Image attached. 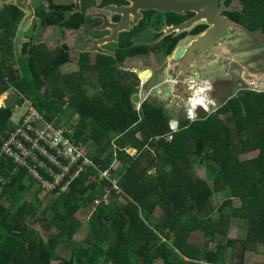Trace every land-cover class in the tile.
I'll use <instances>...</instances> for the list:
<instances>
[{
    "label": "trees",
    "instance_id": "obj_1",
    "mask_svg": "<svg viewBox=\"0 0 264 264\" xmlns=\"http://www.w3.org/2000/svg\"><path fill=\"white\" fill-rule=\"evenodd\" d=\"M47 2L35 10L42 25L79 29L87 22L85 11L75 12L73 3ZM24 16L17 5L0 11V96L14 86L56 123L72 122L63 119L69 109L73 138L88 146L97 168H88L66 192H47L43 206L34 194L41 191L36 180L2 158L0 264H246L247 254L264 246V91L231 94L204 116L193 120L188 114L174 130V118L162 105L145 100L137 107L133 72L126 85L120 80L119 47L94 58L83 50L78 69L67 73L60 72L71 61L66 43L50 48L30 38L17 52ZM148 48L139 44L131 52ZM14 107H0V144L13 128ZM198 166L209 175L201 176ZM105 170L117 179L126 203L116 201L121 192L101 176ZM105 193L108 203L99 200ZM217 194L225 196L214 204ZM88 207V232L78 241L84 222L77 213ZM240 221L245 235L231 236ZM36 223L57 231L45 236ZM195 233L202 234V242L191 240Z\"/></svg>",
    "mask_w": 264,
    "mask_h": 264
},
{
    "label": "flooded vegetation",
    "instance_id": "obj_2",
    "mask_svg": "<svg viewBox=\"0 0 264 264\" xmlns=\"http://www.w3.org/2000/svg\"><path fill=\"white\" fill-rule=\"evenodd\" d=\"M29 1L0 0V11L6 6L17 5L25 15V9L30 8ZM245 2L246 4H244V0H169L166 1L167 6L158 0H74L70 3L74 4L75 12L84 10L86 15L93 19L92 21L89 19L92 30L105 31L103 34L97 35L101 36L100 38L112 35L109 23H125L124 10L129 9L128 26L118 32L116 40L106 41L105 44L112 42L117 44L111 48V51H109L110 48H107V54L113 53L118 47L124 54L121 69L126 81H123L122 84L126 85L127 74L133 72L131 75L135 79L134 95L138 94L140 99L144 97L142 101L140 100L142 103L149 100L151 103L162 105L167 109L174 104L184 107L185 101L188 100L191 107L194 97L195 100H201L197 101L194 107L204 109L205 106L210 110L212 105L220 101L219 98L213 96L220 84H223L226 93L240 92L245 89L264 91V85L260 90L254 85L256 82L264 80V73L257 72L258 74H255L253 72L254 63H256L253 55L251 54L246 59L247 69L243 67L240 60L230 57L232 54H239L237 47L234 49L233 46L243 39L242 33H245L246 39L250 41H253V32L258 31L264 34V0H246ZM114 8L122 10H114ZM203 15L217 19L220 22L219 31H216L214 37L202 48L200 47L201 49L191 48L188 50L194 39H198L215 28V24L210 23ZM260 16H262L261 23ZM97 17L101 18L100 22L96 20ZM195 17H200V19L190 28L175 27ZM245 20L247 25L244 23ZM142 25H145L146 28H141ZM198 29L202 30L197 32ZM146 31L151 38L142 41L141 38L144 37ZM139 44L148 46V50L144 53H132V48ZM172 45H174L172 52L166 54L167 49ZM182 47L186 48L183 55L187 54L191 58L185 57L177 65L169 66L171 62L176 61L173 56ZM215 50L223 52V54H217L214 52ZM227 59H230L234 65L233 71L237 70L236 66L241 65L239 79L218 78L216 82L206 79L200 83H197L195 79L190 83L198 84V86L193 89L189 84L187 90L189 89L192 94L188 95L185 100L183 97L186 92H182L183 95L178 93L180 89L187 87L182 80L186 78L183 74L189 71L187 69L183 71L182 67H186L187 64L195 65V67L200 64L203 67L205 65L215 66ZM249 62H251L250 68ZM262 66L264 67V63ZM175 75L178 76V80L172 82L171 79ZM180 117L182 118V115Z\"/></svg>",
    "mask_w": 264,
    "mask_h": 264
},
{
    "label": "rangeland",
    "instance_id": "obj_3",
    "mask_svg": "<svg viewBox=\"0 0 264 264\" xmlns=\"http://www.w3.org/2000/svg\"><path fill=\"white\" fill-rule=\"evenodd\" d=\"M55 1L61 2V3H70V2H73L74 0H55ZM42 3L45 5H48L47 0H30L29 1L30 8L25 9V16L20 23L19 30H18L17 37H16V51L17 52H20V49H21L20 47L22 46L23 42L25 40H29L30 38H33V40H35V41H37V40L44 41L45 43L48 44V46L50 48H56L58 46L63 45L64 43H66L70 47L71 61L62 65L60 67V72L67 73V72L75 71L78 69L77 60H78V57H79V54L81 51H83V50L90 51L92 58H94V56L97 52H104L107 54V48H110L109 51H111L112 50L111 48L115 47L117 45L115 42H112L110 44H105V42L100 43L99 41H97V43H96L95 42L96 40L101 39L100 38L101 36H97V35H99L100 33L103 34V32H105V31L97 32L96 30H92V27L90 25V21H92L93 19L89 18V17L87 19V22L84 23L79 29H66V28H63L59 25H48V26L42 25L39 17L35 14L36 7ZM89 19H90V21H89ZM96 20L98 22H100L101 18L97 17ZM141 28H146V26L142 25ZM241 35H242L243 39L238 44H235L233 46L234 49H236L235 47H237L239 54H237V55L232 54L230 57L233 59L235 58V60H237V59L240 60L243 67H245V69H247L248 65H246V63H247L246 59L252 54L254 60H256V63H254V67L252 69L253 72L255 74L264 73L263 72L264 67L262 66L264 63V34H262L261 32H258V31L253 32V41L246 39L245 33H242ZM150 38L151 37L148 35V31H146L144 34V37H142L141 40L147 41ZM219 53L223 54V52H220V51H219ZM177 63L178 62H174V63L171 62L169 64V66H175V65H177ZM250 64H251V62H249V68H250ZM252 66H253V63H252ZM252 66H251V68H252ZM192 67H193V65H192ZM240 68H241V65H238V66H236L237 70L233 71L234 65L231 63L230 59H227L225 62L222 61L218 64H215V66L214 65H212V66H206L205 65L203 67V65L201 66V64H200V65H198L192 69V73L194 72L196 74V76L193 79L194 80L196 79L197 83L203 82L206 79L213 81V82L214 81L216 82L218 80V78H221V79L226 78V79H231V80L235 79V78L239 79ZM16 69L19 70L18 65L16 66ZM120 70L122 71V69H120ZM130 76L132 77V75H130ZM128 77L129 76H127V78ZM120 80H122V82L126 81L124 74L120 77ZM182 81H184L186 83L185 85H187V87L185 86L183 89H180L178 91V93L183 95L184 92H187V93H185V95L183 97V99L185 100L188 95L192 94V92L189 89L187 90L189 84L192 85L191 87L193 89L197 88L198 84L190 83L191 81L188 78H185ZM254 85L258 88V90H260L261 87L264 85V80L263 81L260 80V81L256 82ZM230 94L236 95V94H238V92L230 91L229 93H226V90L223 87V84H220L219 89L213 95V96H215V98H219L220 101H218L217 104L212 105L210 110H209V108H206L205 106H204L205 111L203 108L198 109V107H193L194 116L191 117L190 113H188L190 106H189L188 100H186L184 107L174 104L173 106H170L169 108H167V112L169 113L170 117H172L174 119L178 118V121L186 118L187 114H189V117L194 120L197 117L204 116L206 113H210L212 110H216V108L225 99H227L228 96H230ZM5 95H6V93L1 95L0 98L4 97ZM15 98H17L16 92L14 90H9L8 91L7 104L12 103L15 106L13 118H17L20 111H21V108L16 106V103H18V102L16 101L14 103ZM143 99H144V97H142L140 100L142 101ZM175 99H177V98H175ZM140 100L136 101L137 107L140 106ZM181 115H182V118L180 117ZM222 116H224V115H222ZM63 119H65V120L68 119V120L72 121V122H68V123L73 124V115L69 109L67 110L66 115L63 116ZM172 128L177 129L174 127H172ZM73 134H74V127L72 128V136H73ZM168 138H169V135H168ZM85 146H86V148L88 150V154H89V148L87 145H85ZM256 154H257V151H254V152H251L248 154H243L242 157L246 158L249 156H254ZM89 156H90V154H89ZM114 165H116L115 167L120 166V164L118 162H115ZM207 170L208 169L205 166H198L197 167V172L203 177H207L209 175ZM121 191H122V189H121ZM121 191H119V192H121ZM34 194H37L38 197L44 201L43 206L48 204L49 193L45 192L41 188V191L34 190ZM32 196L33 195L30 194L28 199L30 200L32 198ZM224 196H225V194L215 195L214 196V204H217L218 202H220ZM116 201L124 204L127 201V196L123 192H121V193L116 195ZM236 203H239V201L236 200ZM91 212H92V207H88V208L80 209L79 212L77 213V216L84 222V225L81 228V230L75 235V239H77L78 241H84V239H85V236L88 232L87 220H88ZM155 220L156 219H152L151 222L154 223ZM36 226L45 233V236H48L51 233H54L57 231L56 228H53L50 232H46V231H44V229L42 228V226L39 223H36ZM245 233H246V229H245V226L243 225V223H241V221L235 222L233 224L232 228L230 229V235L233 237L244 236ZM191 240H193L196 243H200L203 241V236L200 233H195L191 236ZM61 249H63V247H61ZM62 252H63V250H62ZM63 255H65V254H63ZM263 255H264V246L257 245L256 247H254L253 251H250L247 254L246 264H263V257H264ZM58 262L59 261L56 260L53 262V264H58ZM154 264H161V262L157 261Z\"/></svg>",
    "mask_w": 264,
    "mask_h": 264
},
{
    "label": "built area",
    "instance_id": "obj_4",
    "mask_svg": "<svg viewBox=\"0 0 264 264\" xmlns=\"http://www.w3.org/2000/svg\"><path fill=\"white\" fill-rule=\"evenodd\" d=\"M9 90L16 92L19 99L16 106L21 111L17 118H13L14 113L11 117L13 128L0 144V160L10 158L18 167L25 169L45 192H66L88 168H97L86 146L73 138L72 123L47 120L22 91L14 86ZM8 91L0 98V107L7 105ZM172 138L173 135L169 134V139ZM129 151L136 152L132 148ZM101 176L110 180L113 190L121 191L109 170L102 171ZM109 198V193H105L99 200L108 203Z\"/></svg>",
    "mask_w": 264,
    "mask_h": 264
},
{
    "label": "water",
    "instance_id": "obj_5",
    "mask_svg": "<svg viewBox=\"0 0 264 264\" xmlns=\"http://www.w3.org/2000/svg\"><path fill=\"white\" fill-rule=\"evenodd\" d=\"M160 1L162 4L166 5V1H169V0H158ZM146 6V5H145ZM167 6V5H166ZM165 6V7H166ZM114 10H122V9H119V8H114ZM125 12V16H126V21L125 23H109L110 27L112 28V35H110L109 37H105V38H101L99 40H96L95 42L97 43V41H99L100 43H103V42H106V41H110V40H116L117 39V34L118 32L125 26H128V21H127V18L129 16V9L126 8V10H124ZM203 17L207 18L208 21L210 23H214L215 24V28L211 31H209L208 33L204 34L203 36L199 37L198 39H194L189 47L188 50H190L191 48L193 49H199L200 47L202 48L206 43H209V40L214 37L215 35V32L216 31H219V26H220V22L217 20V19H212L210 18L209 16H205L203 15ZM200 17H195V18H192L182 24H179V25H176L175 27L179 28V29H183V28H190L197 20H199ZM234 23V22H233ZM200 48V49H201ZM186 48L185 47H182L179 51H177L175 54H174V59L176 60L175 62H179L180 60L184 59L185 57H189L187 56V54L183 55L184 52H185ZM215 53L217 54H220L218 51H214ZM193 56V54H192ZM191 58V57H189ZM188 60V59H187ZM188 67V68H187ZM193 67H195V65H193ZM192 65H189L187 64L186 67H182L183 68V71H185L187 69V71H189L188 73H184L183 76H185L186 78H188L190 81L191 80H194L193 78L196 76L195 73H192V69H193ZM174 77V76H173ZM178 80V76L175 75L174 78L171 79V81L175 82ZM187 93V92H186ZM140 100V96L138 94L134 95V101H139ZM193 102H192V106L190 107L189 109V113H190V116L193 117L194 116V109L193 107L196 105V102L197 101H201L200 99H197L195 100V98L193 97L192 98ZM171 125L172 127L174 128H178V125H179V121L178 119H174L172 120L171 122Z\"/></svg>",
    "mask_w": 264,
    "mask_h": 264
},
{
    "label": "clouds",
    "instance_id": "obj_6",
    "mask_svg": "<svg viewBox=\"0 0 264 264\" xmlns=\"http://www.w3.org/2000/svg\"><path fill=\"white\" fill-rule=\"evenodd\" d=\"M9 89H10V88H9ZM9 89H8V90H9ZM8 90H7V91H8ZM5 92H6V91H5ZM5 92H4V93H5ZM4 93H3V94H4ZM3 94H2V95H3Z\"/></svg>",
    "mask_w": 264,
    "mask_h": 264
},
{
    "label": "bare ground",
    "instance_id": "obj_7",
    "mask_svg": "<svg viewBox=\"0 0 264 264\" xmlns=\"http://www.w3.org/2000/svg\"><path fill=\"white\" fill-rule=\"evenodd\" d=\"M142 76H145V74H143Z\"/></svg>",
    "mask_w": 264,
    "mask_h": 264
}]
</instances>
